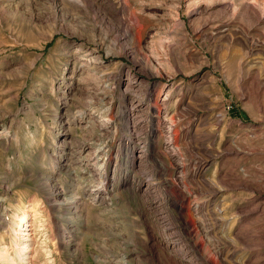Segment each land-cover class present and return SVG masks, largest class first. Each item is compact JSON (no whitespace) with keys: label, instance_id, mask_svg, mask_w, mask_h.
<instances>
[{"label":"rangeland","instance_id":"374dc122","mask_svg":"<svg viewBox=\"0 0 264 264\" xmlns=\"http://www.w3.org/2000/svg\"><path fill=\"white\" fill-rule=\"evenodd\" d=\"M83 2L0 0V264H264V0ZM108 106L114 139L71 122L54 134L57 115ZM169 179L187 193L190 234Z\"/></svg>","mask_w":264,"mask_h":264},{"label":"bare ground","instance_id":"6f19581e","mask_svg":"<svg viewBox=\"0 0 264 264\" xmlns=\"http://www.w3.org/2000/svg\"><path fill=\"white\" fill-rule=\"evenodd\" d=\"M83 1L77 0V4L78 5H81V6L82 5L84 6L85 3ZM131 19L134 22V24H133L134 25V29L136 30L135 33H133V35H134V37H136V32H138L137 29H138V26H139L140 22H139V20L137 18H134L133 17ZM214 29L218 32L222 28L215 27ZM75 54L78 55V57H80V59H81L82 56H84V55L86 56V54H90L91 56H93V57H91V60L89 62H87L88 64L91 63V62H93V61H96V59H97V58L94 57V52L92 50L85 49V47L83 45H78L77 46V50L75 51ZM76 62H78V61H76ZM85 65H86V63H83L82 67H85ZM74 67L75 68L73 69L74 70V73H73L72 80H74L76 78L75 77V73L77 74L76 76H78V71L75 70V69H77L76 66H75V64H74ZM70 70L71 69L69 67H67L65 69V71H64V73H63L62 76L64 78H66L67 77L66 74L70 73L71 72ZM126 77H127L126 80H122V81L119 82L122 87L124 86V89H123L124 91L123 92H125V93H126V90L128 89V86L130 87L133 84H137V81H138L137 79H134V78H133L134 81H132L133 79H130L129 78V73H127ZM130 77H132V76H130ZM120 84H119V88H121L120 87ZM70 91H71L70 89L69 90L68 89H65L64 90L62 96L60 95V97H61L60 98V102L63 99H67L69 97ZM110 112H111V106H108L105 110H103V113L100 115L99 119L94 118V116H86V115H94L93 112L90 113V114H87V111L86 110L78 111L75 114V115H78V116H75L74 115V117H72L71 119L68 118L67 116H64V117L61 118L60 116L57 115L56 118H57V123H59V125L54 130V134L55 135H59L60 134V132H61V128L60 127L62 126L63 123H65V122H71L72 125H75V126L78 125V127L85 128V129H89V131H92V132H99L101 134H106V135L110 133V135H113V139H114L115 136H116V127L114 129L112 128L113 127V124H112V120L110 118V114H111ZM132 114H133V110L132 109H128V110H125L124 109L123 114H122L121 117H122V120L124 121L125 128L129 132V134L133 136L135 134V129L136 128H135V123H134V120H133L134 116ZM151 122H152L151 123V129H152V137H153V141L152 142L156 143V138H158V135L160 134L159 133L160 132L159 131V124L160 123L158 122V119H156L154 117L151 118ZM66 124H68V123H66ZM55 131H57V132L55 133ZM111 132H112V134H111ZM3 134H5V130H4V128H1L0 129V135H3ZM180 134H181V136L184 139L185 138H189L190 139L192 137L193 138H196L194 135H192L191 129H188V128H183L180 131ZM65 136L66 135H64V137ZM53 139H55V137ZM106 139H108V138H106ZM127 140L129 142L128 145H129V148H130L129 163H130V167L131 168H134L137 164H139L142 161L144 155L141 154V155L137 156L136 155L137 149L134 148L133 145H132V143H131L132 138L130 137ZM123 141H124V138L121 140V142H123ZM106 149H107V147L105 145L104 146L102 145L101 148H99L95 152V154H94L95 164L93 163L94 165H99L101 167H104V169L102 171H99L98 175L101 178H103L105 181H107V177H108L107 176V165L110 162V156L108 155V151ZM151 152H154L155 154H157L158 153V149L156 147L151 148ZM159 155L160 154H158V157H159ZM91 157H92V155H91ZM158 157H156V158H158ZM204 168L205 167H202V166L195 167L191 171L189 170L190 171L189 174H190V176L192 175L194 178L195 177L196 178H204V174L206 173V170ZM240 184L241 185H245V183L242 182V181H240ZM104 187H105V185H104ZM163 187H164L165 191L170 195V199L172 200V204H173L174 208L176 210H178V213H179L178 214L179 215L178 216V219L180 221L181 226L183 227V230L187 234H190V228L191 227H190L188 221L185 219V217H186L185 214L189 211L185 207L186 201H187V193L185 191H182L179 188V186L173 180H171V179L164 180ZM40 191L43 193V195H45L47 197V200L49 202H51V203L54 202V198H55L56 195H54L52 193V189H51L50 184H48V183H42L40 185ZM243 241H244V239H243ZM244 244H246V243H244ZM250 262H251V264H263L261 262V260L260 261H253V262L250 261ZM222 264H228V262L225 259H222Z\"/></svg>","mask_w":264,"mask_h":264}]
</instances>
